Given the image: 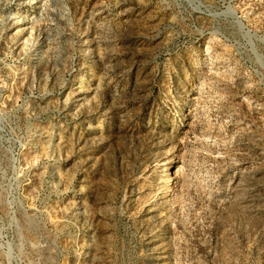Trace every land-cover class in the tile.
Segmentation results:
<instances>
[{"label": "rangeland", "instance_id": "obj_1", "mask_svg": "<svg viewBox=\"0 0 264 264\" xmlns=\"http://www.w3.org/2000/svg\"><path fill=\"white\" fill-rule=\"evenodd\" d=\"M0 264H264V0H0Z\"/></svg>", "mask_w": 264, "mask_h": 264}]
</instances>
